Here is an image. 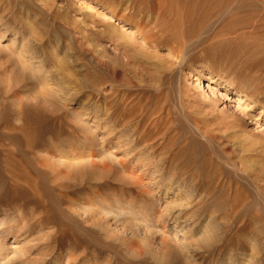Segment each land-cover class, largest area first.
I'll list each match as a JSON object with an SVG mask.
<instances>
[{
    "label": "rangeland",
    "instance_id": "374dc122",
    "mask_svg": "<svg viewBox=\"0 0 264 264\" xmlns=\"http://www.w3.org/2000/svg\"><path fill=\"white\" fill-rule=\"evenodd\" d=\"M106 1L0 0V119L20 126L30 116L48 144L21 154L4 138L11 126L0 128V264H264V30L240 24L264 16V1L180 0L211 11L213 31L174 65L167 44L148 49L137 59L144 77L134 80L115 45L142 50V35ZM236 3L244 9L227 10ZM55 19L86 35L114 30L97 41L105 65L79 57L76 42L69 62ZM63 67L79 80H52ZM126 88L134 92L123 102L114 89ZM140 98L144 116L117 124L115 100L122 111ZM146 116L158 132L135 148L127 134ZM7 148L24 162L13 179Z\"/></svg>",
    "mask_w": 264,
    "mask_h": 264
},
{
    "label": "bare ground",
    "instance_id": "6f19581e",
    "mask_svg": "<svg viewBox=\"0 0 264 264\" xmlns=\"http://www.w3.org/2000/svg\"><path fill=\"white\" fill-rule=\"evenodd\" d=\"M262 1H264V0H262ZM106 2L110 3L112 6H115V8L122 7L123 13L121 16L124 18H127V20H131V21L135 22V25L139 29V31L142 35V38H143L142 46L144 48L142 50H138L139 52L138 51H135V52L132 51L131 47L133 44H131L129 42L128 43H120V44L115 45V48L118 50L117 55L119 56V58L121 56L123 59L124 70L126 72L129 71V72L133 73L134 77L131 75V77H129L127 80H134L135 78L140 79V78L144 77L143 64L138 62L137 59H138L139 55H141L142 57L148 56V53H147L148 49H153L154 51H158L162 44H167L171 50L170 55L172 57V60L170 61V64L174 65L175 62H177V61H181V62L184 61L187 54L191 50L196 48V46L201 44L203 42L204 38L211 32V30L213 31V29H214L213 26L211 25V17H213L212 16L213 14L210 13L211 11L209 12L208 9L203 8V7L200 8V7H196L193 5L187 6L186 4L180 3V0H176L177 6H178V4H180L179 7H177L175 5L170 6L169 5L170 1H168V0H121V1L107 0ZM236 4H238V3H236ZM236 4H233V5L231 4L227 10H233L236 12H240L242 9H244L242 6L243 3L238 4V5H236ZM262 6L264 7V5H262ZM260 13H262V12H260ZM203 14H204V16L202 17L201 15H203ZM52 15L55 16V14H52ZM56 15H57V13H56ZM254 16H255V14H254ZM254 16L244 17L242 19L243 20L242 23H240V24L241 25L243 24V27H247L252 32H256L258 30L263 31L264 30V16L257 17V18ZM58 20L59 19H55L56 25L62 27V29L65 32V34H63V35H66L68 38V39H66V43L63 40L60 41V43H62L61 48H62V51L64 52L63 55L65 57L69 58V60H70L69 62H73V64H75L77 61V60H75V57H73L74 56V43L76 42L79 45L80 52H81V54H78L79 57L82 56L83 54L90 53L91 59L93 58L96 61H99L98 63L105 65V63L107 61L104 60L103 58H99V56L104 55V53H105V51H107V49H103L101 47V45L99 43H97V41H99L98 39L106 38L109 35H110V38H112L111 36L114 33V30H112V29H97L92 34L86 35V34H83V32L81 30L77 29V26L75 23H73L71 21L69 23L66 20H62V21H58ZM240 20H241V18H240ZM22 23H25V22H22ZM235 25L234 24L226 25V26L224 25L220 29L227 31V32H230V31H232V29L234 30ZM34 26H31V28H32L31 30L34 32L35 38L37 39V41H40L41 43H46V44L48 42L50 43L51 41H49V39H48V36H49L48 32L49 31L46 29L44 31L37 30V29H35ZM29 30H30V28H29ZM32 31H30V33H33ZM77 32L79 34L82 33V36L77 35L76 34ZM57 40H58V38H57ZM87 42H88V46L86 45ZM50 44H52L53 47L55 46L53 43H50ZM53 50H54V48H53ZM53 55H55V53ZM57 56L58 55L53 56V57L56 58ZM132 62H135L134 63L135 65H134L133 70H130V66H131ZM114 69H115V73H117L116 68H114ZM55 72L56 73H54L53 75L52 74L50 75L52 80H63V79H65V80H79L77 72H75L70 67H63L61 69H58V71H55ZM224 86L226 88H228L229 90H232V91L235 90V87L231 83H229L225 80H224ZM99 90L101 91V89H99ZM114 90L119 92L120 96L122 97V98L120 97L121 101H123V102L129 100L133 95L132 93L134 92V91L132 92L130 90V88H128V89L126 88V90H124V89L123 90L114 89ZM238 92L241 95V97L250 98V96L246 92H242V91H238ZM114 94L115 93H112V95L108 96V97H107V95H105V94L104 95H105V98H111L112 97V98L116 99V94H118V93H116L115 95ZM43 98H44V96H43ZM143 103H144L143 99L140 98V100L137 104V105H139L138 107L136 104H134L136 106H131V104L129 106L128 104H126L124 107H122V111H121L120 105L122 104V102L119 104V101L115 100V104H114V107L112 108L113 109L112 112H113L114 118L116 119L117 124L128 123L131 120L132 116H135V114H137L138 116H139V114L141 116L142 115L144 116V110L146 108L143 105ZM155 111H156V109H155ZM158 111H156V112H158ZM14 118L15 117H13V119ZM149 118L147 116H146V118L141 117V119L138 121V123H136L135 126H133V127L130 124L131 128H130L129 133L127 134V136H129V140L127 141V143L130 144L131 142L132 143L135 142V145H133V146L135 148H138L141 144L145 143L146 141L149 142V140H152L154 138L155 133H156V132H154V129L156 130L157 124H156V126L154 125V127H153V123L156 119L151 120ZM148 120H150V123L152 125L151 129H150V124L148 123ZM30 121H31V117L29 116L23 125L19 124L20 126H18V125L13 124L14 121H12V119L10 121H5V122H2V120L0 119V128L4 124H6L7 127L11 126L10 127L11 128L10 130H12L11 133L5 134L4 138L18 144L20 146V148H22V150L19 151L21 154L26 150L28 154L36 156L38 149H43V148L48 147V144H46L45 140L42 139L43 136H45V134H46V130H44V128L38 129V128L33 127L31 125ZM156 131L158 132V130H156ZM48 134H49V132H48ZM0 139H1V137H0ZM15 155L16 154H15V152L12 151V149H10V148L5 149L4 166L6 167V169L4 168V166H3V168L8 172V173L7 172L6 173H7L8 177L11 179H13L15 176H17L19 174V173H17L18 168L20 165H23L22 163H24V162L17 161L15 158ZM21 159H23V157H21ZM37 161H38V159H37ZM162 161L163 162H161V163H163L164 165L168 164L166 166L167 168H172L169 164L170 160L164 161L162 159ZM161 163L159 162V164H161ZM150 164H151V167L154 166V169L158 168L156 170H159V172H162V169L160 168V165H158V163L152 162ZM154 164H156V165H154ZM13 167L16 168V170H13L12 169ZM1 173H2V171L0 168V174ZM154 173H156V172H154ZM30 174H32V173H30ZM26 179L28 181V178H26ZM170 181H168V182H170ZM31 185L33 186V188H35L36 190L39 191L40 187L38 186V184L35 181L31 182ZM14 193L15 192H12V194L9 197L13 198V195L16 196V193L15 194ZM242 233H243V231H242ZM257 239H258V237H257ZM260 244H262V243L260 242Z\"/></svg>",
    "mask_w": 264,
    "mask_h": 264
}]
</instances>
